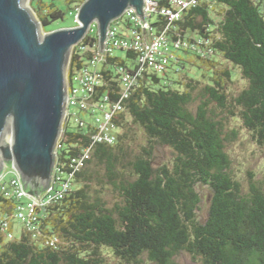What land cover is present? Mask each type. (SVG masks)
<instances>
[{
	"label": "trees",
	"instance_id": "obj_1",
	"mask_svg": "<svg viewBox=\"0 0 264 264\" xmlns=\"http://www.w3.org/2000/svg\"><path fill=\"white\" fill-rule=\"evenodd\" d=\"M86 1L33 0L32 8L50 30ZM167 25L162 16L153 23L158 32ZM168 34L210 40L214 54L184 51L172 61L179 66L172 67L174 72L139 79L125 101L118 142L94 146L69 195L42 212L39 233L23 228L10 239L12 225L8 231L0 224V264H108L107 254L121 264H142L145 257L154 264H177L182 253L201 264H264V183L251 178L245 191L232 173L227 151L237 139L228 132L231 118L239 119L264 151V0L202 3L185 11ZM98 41L95 30L74 48L69 79L92 56L80 46L91 48ZM123 53L125 57L118 54L102 67L100 93L114 99L120 89L117 67L131 68L136 62L135 53ZM186 63L197 72L191 75ZM236 73L246 86L234 94ZM90 144V135L67 127L58 164ZM159 148L173 151L171 162L155 164ZM200 187L211 192L204 220L198 214ZM14 207L0 198V217L10 218Z\"/></svg>",
	"mask_w": 264,
	"mask_h": 264
},
{
	"label": "water",
	"instance_id": "obj_2",
	"mask_svg": "<svg viewBox=\"0 0 264 264\" xmlns=\"http://www.w3.org/2000/svg\"><path fill=\"white\" fill-rule=\"evenodd\" d=\"M29 0H0V175L17 170L33 195L49 188L67 104L69 53L97 24L103 52L111 24L145 0H87L77 25L43 34ZM42 25V26H40Z\"/></svg>",
	"mask_w": 264,
	"mask_h": 264
},
{
	"label": "built area",
	"instance_id": "obj_3",
	"mask_svg": "<svg viewBox=\"0 0 264 264\" xmlns=\"http://www.w3.org/2000/svg\"><path fill=\"white\" fill-rule=\"evenodd\" d=\"M202 3L213 4V0H145L146 21L143 22L136 10L128 9L121 19L111 24L103 52L100 51L99 41L91 48L83 44L80 46L82 52L91 51L92 56L87 65L73 74L71 79L67 73L66 111L49 188L31 195L24 189L13 166L0 175V198L15 204L10 218L0 217V224L5 230H10L12 221H18L34 236L39 233L38 223L42 212L69 195L77 174L91 160L94 146L97 143L115 145L118 142L122 133L119 123L126 112L125 101L139 85V79L146 74H165L172 61L177 60L184 51L198 52L203 57L214 54L210 40L200 36L172 38L168 34L169 28L182 19L185 11ZM158 16L168 22L162 32L156 31L153 26ZM122 19H126L123 30L118 25ZM93 31L94 26L90 32ZM203 46L206 50L202 52ZM129 51L135 53L136 62L131 68L123 65L117 67L119 98L114 99L108 92L100 93L104 86L102 67L120 52ZM67 127L90 135L91 144L80 149L67 162L58 164V146ZM8 236L13 239L14 233L9 232Z\"/></svg>",
	"mask_w": 264,
	"mask_h": 264
},
{
	"label": "rangeland",
	"instance_id": "obj_4",
	"mask_svg": "<svg viewBox=\"0 0 264 264\" xmlns=\"http://www.w3.org/2000/svg\"><path fill=\"white\" fill-rule=\"evenodd\" d=\"M33 0L28 1L29 8L32 10V12L37 17L40 24H42L37 16L36 10L32 8ZM215 8V15L217 18H219V11L220 7L218 5L214 6ZM77 11L75 12V15L71 16L68 14L64 21L55 22L52 25V28L50 30H43L42 32L45 34L46 32L61 29V28H70L77 25V15L79 13L78 8H76ZM126 19H122L118 21V25L123 30L125 28V22ZM76 23V24H75ZM42 26V25H40ZM94 29L98 32V26L97 24L94 25ZM121 56H126L125 53L120 52ZM72 53L68 55L67 62H66V74L68 73L69 64H70V58ZM184 56V53H182ZM220 61L222 64L226 66H230L227 62H225L220 57H215ZM181 62H186L181 60ZM188 62V61H187ZM188 72L192 75L194 74L195 70L197 72V69H194V65H190L186 63ZM172 67L178 68L179 66H176L174 64H171V68L169 69L170 72H174ZM187 71V70H183ZM171 74V73H170ZM183 77V75H182ZM185 78V77H183ZM246 86V82L241 78V76L236 73L234 76V84L232 85V93H238ZM228 132L236 134L237 139L235 141H231L228 144L227 151L230 154L231 160H232V173L235 175V177L242 183L244 190L246 191L249 187V181L251 178H253L255 181H258L259 183H264V151L260 149L256 143L251 139V136L249 132L244 128L241 121L236 118H231L228 120ZM141 143L144 142L143 136L139 133V140ZM136 150V149H134ZM173 159V151L169 148H159L156 151V165L160 166L166 163L171 162ZM11 166H8V168L5 166V169L9 170ZM4 169V170H5ZM4 172V171H3ZM99 174L103 176L104 171L99 170ZM107 194L108 199L112 198V194L108 192L107 190L104 191ZM199 192L202 196V203L200 205V210L198 211L200 220H204L208 216L209 207H210V201H211V192L207 187H200ZM12 227L14 231V235H20L23 226L18 221H12ZM106 261L108 264H121V262L118 259H115L111 254L106 255ZM177 264H201L200 261L193 259L192 256H190L188 253H182L176 258ZM142 264H154L150 260H148L146 257L143 258Z\"/></svg>",
	"mask_w": 264,
	"mask_h": 264
},
{
	"label": "bare ground",
	"instance_id": "obj_5",
	"mask_svg": "<svg viewBox=\"0 0 264 264\" xmlns=\"http://www.w3.org/2000/svg\"><path fill=\"white\" fill-rule=\"evenodd\" d=\"M44 34V33H43Z\"/></svg>",
	"mask_w": 264,
	"mask_h": 264
}]
</instances>
